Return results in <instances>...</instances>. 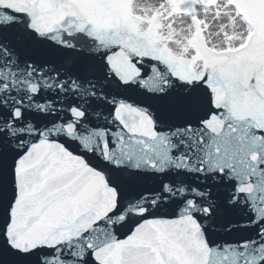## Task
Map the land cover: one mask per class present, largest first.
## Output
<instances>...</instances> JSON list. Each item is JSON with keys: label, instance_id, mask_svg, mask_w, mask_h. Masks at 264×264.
Here are the masks:
<instances>
[{"label": "snow or ice", "instance_id": "snow-or-ice-1", "mask_svg": "<svg viewBox=\"0 0 264 264\" xmlns=\"http://www.w3.org/2000/svg\"><path fill=\"white\" fill-rule=\"evenodd\" d=\"M0 264H264V0H0Z\"/></svg>", "mask_w": 264, "mask_h": 264}]
</instances>
